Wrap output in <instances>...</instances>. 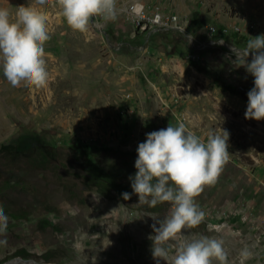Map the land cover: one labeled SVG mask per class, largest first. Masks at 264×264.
Wrapping results in <instances>:
<instances>
[{"label":"rangeland","instance_id":"obj_1","mask_svg":"<svg viewBox=\"0 0 264 264\" xmlns=\"http://www.w3.org/2000/svg\"><path fill=\"white\" fill-rule=\"evenodd\" d=\"M21 5L45 15L49 76L14 87L0 68V264H166L151 226L171 204L122 194L146 134L181 122L202 139L229 133L227 163L195 198L205 218L185 234L221 240L227 264H264V119L244 117L254 77L236 60L264 35V0H117L115 19L85 32L57 0H0L13 16ZM156 12L168 26L150 24Z\"/></svg>","mask_w":264,"mask_h":264},{"label":"clouds","instance_id":"obj_2","mask_svg":"<svg viewBox=\"0 0 264 264\" xmlns=\"http://www.w3.org/2000/svg\"><path fill=\"white\" fill-rule=\"evenodd\" d=\"M48 0H36L44 5ZM63 18L73 30L85 32L94 17L115 19L117 0H57ZM45 15L35 6L21 5L14 16L0 7V68L12 86L42 87L49 73L44 45L49 40ZM251 54V61L248 57ZM240 66L254 77L247 92L245 119H264V35L252 38L236 56ZM229 133L210 130L206 139L188 130L184 123L146 134L137 146V170L131 181V194L155 207L169 202V214L151 226L152 256L166 264H227L223 242L204 235H186L185 229L197 227L205 213L195 198L205 186L214 185L229 159ZM171 185V186H170ZM8 216L0 207V232L6 230ZM158 225V226H157ZM170 242H175L174 244ZM244 250L241 257L247 259Z\"/></svg>","mask_w":264,"mask_h":264},{"label":"built area","instance_id":"obj_3","mask_svg":"<svg viewBox=\"0 0 264 264\" xmlns=\"http://www.w3.org/2000/svg\"><path fill=\"white\" fill-rule=\"evenodd\" d=\"M129 13H131V15L133 16V19H134V23L136 25H139L140 23L143 22V20L145 19V16L143 15L142 13V7L140 5L139 8H137L134 5H130L129 6ZM149 22L151 25L157 27V28H163V27H166L168 26V18L166 19H163L162 16L159 14V13H154L150 18H149ZM214 31V28H210V32H213Z\"/></svg>","mask_w":264,"mask_h":264},{"label":"trees","instance_id":"obj_4","mask_svg":"<svg viewBox=\"0 0 264 264\" xmlns=\"http://www.w3.org/2000/svg\"><path fill=\"white\" fill-rule=\"evenodd\" d=\"M103 173V172H102ZM104 175H106L105 173H103ZM103 174H101V173H95L94 174V178L96 179V180H98L99 182H102V183H104V182H107L108 181V179H106L105 178V176L103 175ZM89 176L91 175V174H88ZM91 177V176H90Z\"/></svg>","mask_w":264,"mask_h":264},{"label":"water","instance_id":"obj_5","mask_svg":"<svg viewBox=\"0 0 264 264\" xmlns=\"http://www.w3.org/2000/svg\"><path fill=\"white\" fill-rule=\"evenodd\" d=\"M14 260H18L21 264H25V262H29V261H32L34 262L33 260H29V259H21V258H15L13 259ZM12 260L10 261H7V262H4L3 264H12L11 262H13Z\"/></svg>","mask_w":264,"mask_h":264},{"label":"bare ground","instance_id":"obj_6","mask_svg":"<svg viewBox=\"0 0 264 264\" xmlns=\"http://www.w3.org/2000/svg\"><path fill=\"white\" fill-rule=\"evenodd\" d=\"M136 7L137 8H139L140 7V5H136ZM17 261L18 260H14L13 262H11L12 264H15V263H17ZM19 262V261H18ZM25 264H37V263H35V262H32V261H29V262H25ZM42 264H45V263H42Z\"/></svg>","mask_w":264,"mask_h":264}]
</instances>
